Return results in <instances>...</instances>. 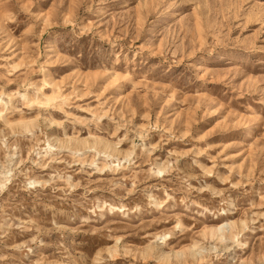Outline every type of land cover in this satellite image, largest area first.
<instances>
[{
	"label": "rangeland",
	"instance_id": "374dc122",
	"mask_svg": "<svg viewBox=\"0 0 264 264\" xmlns=\"http://www.w3.org/2000/svg\"><path fill=\"white\" fill-rule=\"evenodd\" d=\"M0 264H264V0H0Z\"/></svg>",
	"mask_w": 264,
	"mask_h": 264
}]
</instances>
